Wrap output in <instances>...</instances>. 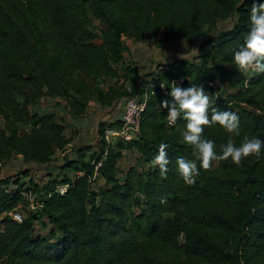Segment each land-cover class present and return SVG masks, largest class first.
I'll return each mask as SVG.
<instances>
[{
    "label": "trees",
    "instance_id": "trees-1",
    "mask_svg": "<svg viewBox=\"0 0 264 264\" xmlns=\"http://www.w3.org/2000/svg\"><path fill=\"white\" fill-rule=\"evenodd\" d=\"M252 3L0 0V164L13 154L45 164L68 143L56 114L35 108L42 97L62 100L74 117L90 100L107 106L137 95L145 101L135 137L108 142L104 129L122 121L100 122L97 148L74 149L58 167L60 179L25 186L22 177L0 178V264H264V152L239 165L216 161L187 185L175 164L193 158L181 142L186 122L168 126L159 104L171 100V81L186 77L178 86H203L218 111L239 115L240 136L218 124L204 128L217 151L230 138L237 145L245 135L264 141V73L234 82L231 93L219 91L227 65H235L228 54L248 31ZM228 18H235L233 32L214 35L218 20ZM125 39L199 44L192 58L142 74L124 64ZM161 143L169 145L166 178L151 165ZM123 151L137 154L140 170H119ZM59 184L68 185L63 194ZM19 205L28 208L20 222L10 214ZM36 223L47 233L37 232Z\"/></svg>",
    "mask_w": 264,
    "mask_h": 264
},
{
    "label": "clouds",
    "instance_id": "clouds-1",
    "mask_svg": "<svg viewBox=\"0 0 264 264\" xmlns=\"http://www.w3.org/2000/svg\"><path fill=\"white\" fill-rule=\"evenodd\" d=\"M233 60L240 70L251 69L256 73H264V2L261 0H253L248 31L243 36V43L234 52ZM167 95L171 100L160 101V107L167 110L170 125H175L180 119L186 122L181 131V142L192 148V159L181 156L175 161L177 171L185 184H195L200 169L209 170L213 161L230 158L232 163L239 165L244 158L260 157L264 152V141L247 135L238 145L233 139H228L217 151L215 142L203 135L204 128L218 124L227 133L240 136V118L236 112L218 111L203 86L193 84L184 88L172 81ZM168 147L167 143L159 144L158 152L151 161V165L158 167L161 177L165 178L170 164ZM160 203L166 204V197H161Z\"/></svg>",
    "mask_w": 264,
    "mask_h": 264
},
{
    "label": "rangeland",
    "instance_id": "rangeland-1",
    "mask_svg": "<svg viewBox=\"0 0 264 264\" xmlns=\"http://www.w3.org/2000/svg\"><path fill=\"white\" fill-rule=\"evenodd\" d=\"M95 30H100V25L96 20L93 21ZM235 18L219 19L213 34L216 36L225 37L235 29ZM231 31V32H230ZM161 37V36H160ZM201 42V40H200ZM124 44L126 49L124 51V64L129 63L133 67L139 69L142 74L150 73L157 69L160 63L165 61H173L180 58L190 59L197 53L199 41L192 47L187 42L181 41L177 46L171 47L168 45L156 46L152 41H135V39H125ZM242 43L234 46L229 58H233V54ZM119 66V65H118ZM117 66V69L119 67ZM229 72L226 80L219 85V91L225 94L231 93L235 90L233 83L240 82L243 78H248L254 71L240 70L236 64L227 65ZM35 108L38 111H52L56 114L57 119L60 120L66 129L65 135L70 138L68 143L62 150L56 151L52 159L48 163L25 162L21 156L13 154L8 160L0 164V178L5 176H12L13 179L22 177L21 182L26 186V182L31 181L30 184H39L47 181L48 178H61L62 170L58 168L65 159L73 157V150L85 145H91L93 150L98 146L97 127L102 121H110L120 117L123 109V100H117L112 105L104 106L99 101H89L83 114L78 117L72 116L68 110V106L62 100H52L45 96L40 98ZM25 129H21L23 132ZM120 139V138H118ZM124 156L119 160L118 166L120 171H124L127 167L137 166L140 170L141 164L137 161V154L134 152L123 151ZM216 165V161L212 162V166ZM143 167H146L144 165ZM68 172V171H67ZM73 174L72 171L68 172ZM19 184V183H18ZM25 195V194H24ZM31 207L33 208L35 202L33 197H30ZM17 211L22 215L26 213L27 207L19 205ZM36 230L39 233L46 234L47 228H42L36 223Z\"/></svg>",
    "mask_w": 264,
    "mask_h": 264
},
{
    "label": "built area",
    "instance_id": "built-area-1",
    "mask_svg": "<svg viewBox=\"0 0 264 264\" xmlns=\"http://www.w3.org/2000/svg\"><path fill=\"white\" fill-rule=\"evenodd\" d=\"M186 77H179L172 81H175L177 85H180ZM171 81V82H172ZM210 86H214V82L208 83ZM145 107V101L140 100L137 95L127 96L123 99V109L120 113V119L122 121L119 128H105L104 138L108 142H112L115 139L120 138L121 140L128 141L136 136L140 124V115ZM166 124L170 125L168 122V116L166 113ZM100 163H98L99 165ZM67 184H59L56 186V190L63 194L67 190ZM12 218L18 222L22 220L21 214L18 211L10 213ZM3 230L2 223L0 222V232Z\"/></svg>",
    "mask_w": 264,
    "mask_h": 264
}]
</instances>
